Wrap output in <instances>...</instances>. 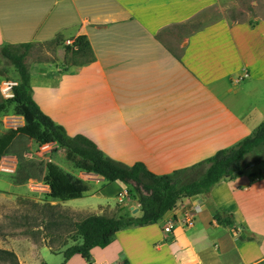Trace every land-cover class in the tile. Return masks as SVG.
<instances>
[{
  "label": "crops",
  "instance_id": "0c3cea01",
  "mask_svg": "<svg viewBox=\"0 0 264 264\" xmlns=\"http://www.w3.org/2000/svg\"><path fill=\"white\" fill-rule=\"evenodd\" d=\"M221 2L0 0V46L85 36L94 61L40 70L37 81L30 74L33 100L109 159L168 175L235 145L264 119V15L204 19ZM197 19L200 27L179 39L177 51L158 37ZM45 148L60 152L55 143ZM254 165L181 200L155 225L121 229L102 251L91 250L92 264H264V171ZM77 177L94 192L66 201L73 211L99 216L128 189L84 172ZM187 212L195 216L189 229ZM215 213L232 215V226L217 225ZM119 216L140 217L137 199L127 194ZM151 249L157 260L149 259Z\"/></svg>",
  "mask_w": 264,
  "mask_h": 264
},
{
  "label": "trees",
  "instance_id": "16d2710c",
  "mask_svg": "<svg viewBox=\"0 0 264 264\" xmlns=\"http://www.w3.org/2000/svg\"><path fill=\"white\" fill-rule=\"evenodd\" d=\"M195 22L173 27L191 28ZM49 43H57L63 47L64 63L67 66H82L92 63L95 59L92 48L83 35L69 42L58 35ZM33 46L34 43L0 46L1 55L18 74V83L12 88L13 98L0 103V115L8 105H13L14 114L22 116L25 120V125L21 127L0 132V161L8 153L14 139L20 135L34 139L40 147L55 143L59 149L66 151L67 160L72 161L80 172L99 176L106 183L120 181L125 184L128 187L127 193L137 199L141 210L140 217L101 218L96 215L84 217L75 225L81 243L67 247L61 253L63 261L60 264H66L74 255H79L90 264L91 250L95 247L108 246L121 229L129 226L155 225L181 200L206 195L216 184L241 176L251 163L264 162V119L235 145L220 149L213 156L172 174L156 175L147 170L142 163L126 166L109 159L85 136H69L64 127L44 114L33 100L30 74L25 64L28 52ZM249 157H257V160L249 162ZM42 182L49 190L46 197L52 200L64 202L79 199L87 191L83 180L63 172L51 162L46 164ZM53 208L47 207L48 210ZM213 220L219 226L233 224L232 215L215 213ZM0 254L11 256L15 263L17 262L13 252L0 249Z\"/></svg>",
  "mask_w": 264,
  "mask_h": 264
},
{
  "label": "rangeland",
  "instance_id": "374dc122",
  "mask_svg": "<svg viewBox=\"0 0 264 264\" xmlns=\"http://www.w3.org/2000/svg\"><path fill=\"white\" fill-rule=\"evenodd\" d=\"M263 15L264 0H222L219 6L207 12L204 19L213 21L223 16L247 21ZM199 25L200 21L197 19L191 28L169 27L158 37L168 48L177 51L179 39L195 32ZM62 53L63 47L57 43H34L25 59L29 74L37 81L40 70L49 71L51 74H55V68L65 70L67 65ZM17 79L15 68L0 53V103L12 99L3 94L4 84L17 85ZM23 125L25 120L14 114L13 105H8L0 115V132ZM45 147H40L32 138L20 135L14 139L8 153L0 161V249L13 252L17 260L15 263L11 256L0 254V264H37L42 263V259L46 264L62 263V255L56 253H62L67 247L81 243L76 223L88 215H95L73 211L65 204L66 201L46 197L49 190L42 179L47 163L56 164L63 172L76 178L80 171L72 161L67 160L64 149L52 152L51 148ZM253 160H257V157L248 158L249 162ZM254 166L256 173L264 171V162L255 163ZM84 184L86 193L94 192L93 188L87 187L86 182ZM124 199L120 201L118 196L115 202L101 206L97 212L102 211L103 214L98 217H117ZM84 201L86 199L81 200ZM49 206H53V210H48ZM45 247L48 250L43 249ZM94 249L102 251V248ZM100 253L95 251L93 259L96 260ZM158 258V252L151 249L149 259L153 261ZM68 264L88 263L75 255Z\"/></svg>",
  "mask_w": 264,
  "mask_h": 264
},
{
  "label": "built area",
  "instance_id": "2783aa9c",
  "mask_svg": "<svg viewBox=\"0 0 264 264\" xmlns=\"http://www.w3.org/2000/svg\"><path fill=\"white\" fill-rule=\"evenodd\" d=\"M246 76V75H245ZM5 88L3 89V94L6 98L10 99L13 98V86L16 85V83H5ZM46 145H44L45 147ZM47 187V186H46ZM127 191L121 192L119 195L120 201L124 199L127 196ZM195 226V216L193 213L187 212L184 216V228H193Z\"/></svg>",
  "mask_w": 264,
  "mask_h": 264
}]
</instances>
